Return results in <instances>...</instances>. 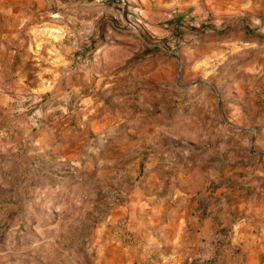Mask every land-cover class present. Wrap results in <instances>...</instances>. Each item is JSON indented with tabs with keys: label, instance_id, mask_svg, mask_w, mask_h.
Here are the masks:
<instances>
[{
	"label": "rangeland",
	"instance_id": "obj_1",
	"mask_svg": "<svg viewBox=\"0 0 264 264\" xmlns=\"http://www.w3.org/2000/svg\"><path fill=\"white\" fill-rule=\"evenodd\" d=\"M200 91L229 158L208 189L237 187L244 224L190 264H264V0H0V264H103L134 243L109 218L133 168L105 136L170 107L190 148Z\"/></svg>",
	"mask_w": 264,
	"mask_h": 264
},
{
	"label": "crops",
	"instance_id": "obj_2",
	"mask_svg": "<svg viewBox=\"0 0 264 264\" xmlns=\"http://www.w3.org/2000/svg\"><path fill=\"white\" fill-rule=\"evenodd\" d=\"M196 94L197 106L189 120L194 130L188 140L190 148L180 141L177 130L180 111L170 107L160 108L152 117L147 116L149 107L130 110V114L145 115L139 128L133 124L118 129L112 126L107 132L105 137L118 150L115 158L133 168L124 197L109 218L112 222L123 218L136 241H114L108 248L113 255L103 264H190L195 257L211 255L210 242L216 233L236 230L235 235H241L243 206L237 187L209 190L211 182L228 174L217 166L228 163L229 158L223 157L228 146L220 140L213 150L217 134L207 131L217 129L212 120L206 121L213 111L208 107L212 92ZM218 109L223 118V109ZM228 126L225 121L218 125L220 131L223 127L227 131ZM103 133L100 131L101 137Z\"/></svg>",
	"mask_w": 264,
	"mask_h": 264
},
{
	"label": "built area",
	"instance_id": "obj_3",
	"mask_svg": "<svg viewBox=\"0 0 264 264\" xmlns=\"http://www.w3.org/2000/svg\"><path fill=\"white\" fill-rule=\"evenodd\" d=\"M124 239L127 242H135V238L133 237L131 233H125Z\"/></svg>",
	"mask_w": 264,
	"mask_h": 264
}]
</instances>
